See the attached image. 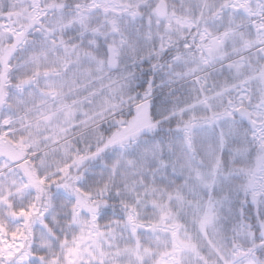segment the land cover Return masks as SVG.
<instances>
[{
    "label": "snow or ice",
    "instance_id": "1",
    "mask_svg": "<svg viewBox=\"0 0 264 264\" xmlns=\"http://www.w3.org/2000/svg\"><path fill=\"white\" fill-rule=\"evenodd\" d=\"M0 264H264V0L0 2Z\"/></svg>",
    "mask_w": 264,
    "mask_h": 264
},
{
    "label": "trees",
    "instance_id": "2",
    "mask_svg": "<svg viewBox=\"0 0 264 264\" xmlns=\"http://www.w3.org/2000/svg\"><path fill=\"white\" fill-rule=\"evenodd\" d=\"M0 2L7 3L8 0H0Z\"/></svg>",
    "mask_w": 264,
    "mask_h": 264
}]
</instances>
